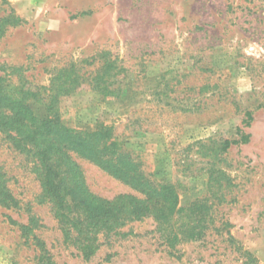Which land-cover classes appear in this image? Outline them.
<instances>
[{
  "label": "rangeland",
  "instance_id": "obj_1",
  "mask_svg": "<svg viewBox=\"0 0 264 264\" xmlns=\"http://www.w3.org/2000/svg\"><path fill=\"white\" fill-rule=\"evenodd\" d=\"M71 64L81 83L55 103L61 121L109 129L118 155L175 185L177 207L211 206L214 224L170 247L151 217L130 221L99 234L85 259L63 241L29 161L0 135V172L18 201L0 203V264H43L42 254L55 264H245L243 251L264 264V0H0V76L8 90L22 77L46 88L29 100L38 117L50 80ZM74 157L92 192L140 196ZM30 216L46 252L22 235Z\"/></svg>",
  "mask_w": 264,
  "mask_h": 264
},
{
  "label": "trees",
  "instance_id": "obj_2",
  "mask_svg": "<svg viewBox=\"0 0 264 264\" xmlns=\"http://www.w3.org/2000/svg\"><path fill=\"white\" fill-rule=\"evenodd\" d=\"M74 66L71 64L67 72L60 69L50 80L44 118L34 113L29 100H43L39 89L46 88L31 87L22 77L18 85L8 90L3 83L4 77L0 76V135L29 161L40 187V200L50 205L63 241L75 246L87 259L100 245L99 234H116L128 222L149 217L156 222L157 231L170 247L203 238L206 229L214 224L211 206L196 200L188 206L177 207L175 185L150 181L141 170L138 159L129 153L118 155L109 129L99 126L95 131L87 132L70 128L61 121L55 103L81 83ZM110 68L108 65L106 69ZM98 76L93 78L97 84L101 83ZM102 88L106 90V85ZM248 137V134H242L240 140L246 142ZM100 140L104 141L101 147L98 145ZM234 143L238 141L226 140L224 149ZM74 156L91 161L140 196L120 193L106 198L92 192ZM0 203L8 208L18 206L1 172ZM176 215V219L184 217L179 224H175L178 222L174 219ZM37 224V219L30 216L28 224H21L20 229L22 235H32L40 244V250L46 252L40 240L33 235ZM242 255L245 264H256V259L249 252L243 251ZM41 260L43 264H55L45 254L40 256Z\"/></svg>",
  "mask_w": 264,
  "mask_h": 264
}]
</instances>
